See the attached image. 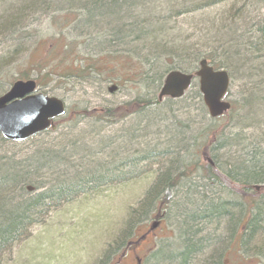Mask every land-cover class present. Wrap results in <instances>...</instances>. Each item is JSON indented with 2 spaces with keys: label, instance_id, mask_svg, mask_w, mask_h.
Here are the masks:
<instances>
[{
  "label": "rangeland",
  "instance_id": "374dc122",
  "mask_svg": "<svg viewBox=\"0 0 264 264\" xmlns=\"http://www.w3.org/2000/svg\"><path fill=\"white\" fill-rule=\"evenodd\" d=\"M245 1L251 2L255 9L261 0H138L133 8L123 13L120 26L128 31L132 24L144 32V36L140 38L136 31L125 44H120L110 34L119 28V23L94 24L93 28L95 18L88 19L86 8L78 0H39L33 4L28 0H0V20L4 18L3 28H0V95L14 81L20 80L15 77L26 71L27 79L39 81V93L61 100L69 112L66 119L54 122V130L23 143L0 142V160L23 163L38 151H56L59 146L67 150L70 146L66 156L73 166H80V170L75 168L76 175L83 176L85 172L91 177L102 176L99 184L91 183L87 189L75 191L69 200L64 197L46 200L33 223L22 227L23 230L1 250L0 264H97L115 250L116 241L127 226H136L131 238L133 242L144 235L151 224L160 221L154 216L136 219L147 192L152 190L153 196L162 193L167 202L166 209L160 214L164 220L152 230L144 241L145 246H129L119 262L157 264L153 257L156 251L161 250L158 256L161 260L169 259L172 251H178L176 242L184 248L178 234V215L182 210H191L185 202L188 197L200 192L204 196L210 195L214 201L227 200L225 202L230 206L234 200H241L240 195H233L235 191L228 187L225 178L206 166L190 178L180 177L171 191H164L163 184L158 182V175L167 171L170 157L173 160L178 155L185 157V161L192 160V151L189 149V155H186L172 139L171 130L178 129L192 139L209 124L207 112L201 124L203 116L201 118L193 107L188 112L180 104L163 100L141 115L131 114L115 122L100 120L90 113L120 106L137 97L156 98V91L152 96L151 80L144 82V78L160 74L162 85L163 69L182 64L178 57L183 54L182 47L191 43L187 36L192 32L196 36L202 35L207 28L218 30L219 15H224L226 9L230 10V16L237 14L231 9L233 4L239 9ZM107 11V14L111 12L110 9ZM212 19L217 22L211 24ZM93 29L97 32L95 36L86 33ZM253 31L236 45L238 51L229 50L231 54L224 68L230 75L226 101L234 109L218 125L220 138L206 149L205 158L223 170L225 164H230L228 157L240 154L243 147L246 152H251L255 145L256 151L264 152V47L255 44L250 52H245V46L241 45L253 36ZM231 38L227 37L228 40ZM255 41H258L257 37L252 39L253 43ZM212 46L222 47L220 42ZM99 56L117 63L118 58L127 59L128 66L124 62L119 67L124 70L122 79L99 70H86L74 78L55 75L51 80L42 79L46 69H42L45 65L40 63L51 60L54 66L60 67L57 61L64 57L62 65L81 61L89 66ZM130 73L142 76L127 78ZM111 88L113 91L108 92ZM186 94L187 103L197 108L199 101L194 92ZM76 144L77 153L71 148ZM182 169L178 166L176 174ZM46 173V169H41L40 174L45 176ZM34 194L36 192L27 195ZM197 221L194 225L199 230L197 237L206 234L212 238L223 237L222 223L216 227L214 223ZM254 238L246 246V252H232L224 264H252L251 260L243 262L250 258L254 260L253 264H264V235ZM108 246L112 247L107 249ZM211 246L212 243L205 245L185 264H208Z\"/></svg>",
  "mask_w": 264,
  "mask_h": 264
},
{
  "label": "trees",
  "instance_id": "16d2710c",
  "mask_svg": "<svg viewBox=\"0 0 264 264\" xmlns=\"http://www.w3.org/2000/svg\"><path fill=\"white\" fill-rule=\"evenodd\" d=\"M28 1H31L33 4V1L39 0ZM78 2L79 4L81 3L82 7L86 8L88 19L92 17L95 18V20H93V26L94 24H99L102 26L103 24H108V22L113 24H117L116 22L119 23L118 29L110 31L111 36L115 38L114 41L117 40L118 43L125 44V42L128 40V37L131 36L133 32L136 33V31L138 33L136 35L140 36V38L142 35L144 36V32L137 30V28L132 24H129L128 28H130L128 31H126L125 28H121L120 26L122 21L121 18L124 17L123 13L126 14L128 8H133V5L137 4L138 0L137 2L136 0H78ZM123 3L124 5H122ZM219 3L220 1L213 6L215 7V5H218ZM252 6L253 4L249 1H245L239 9H236L235 4H233L231 9L234 12L237 11L238 13H234L233 16H230V10L226 9L223 11L224 15H219L220 26L218 30L209 31L210 29L207 28L205 33L202 35L196 36L195 32H192L190 35H188L187 39L191 43L190 45L182 47L184 48L182 51L183 54L182 56H179L180 58L178 57L182 64H176L169 69L164 68V77L170 71L193 73L196 71V64H198L200 60H206L214 70L222 69L226 71V69H224L226 66V61L228 60V56L231 54L229 53V50L233 49L234 52L238 51L239 46L236 45L240 44L239 42H242L243 38L247 37L246 35H248L252 29H254L253 36L251 35L252 37H249L247 42H243V44H241L242 46H245L244 51L250 52V48L252 46L255 47L256 45L258 47H264V0H261L259 3H257V8L253 9ZM112 7L116 8V10H114ZM107 9H110L111 11L108 14ZM98 10L102 12L98 13ZM3 19L4 18L0 20V28H3L2 26L4 23H1ZM215 22H217L216 19H212L210 23L214 24ZM244 28H246V31H244ZM228 36L232 38L228 40ZM255 37H257L258 41L253 43L252 39H255ZM187 42L184 41V43ZM218 42L221 43L222 47H210L211 45L218 44ZM60 48L61 47H59L58 50H60ZM63 59L64 57L62 60L57 61L60 67L54 66V63L50 62L51 60L45 63H40L45 65L42 69H46L42 79L51 80L55 75L61 78L76 77V75H78L80 72L86 71L88 67L93 71H96V69L100 72L106 71L107 75L115 76L116 79H122V72L124 70L120 69L119 67H121L124 62L127 64V59L123 60L118 58V63L117 61L114 62L111 59V61L105 63L101 68H95L93 65L88 66L84 63H81V61H79L78 64H74V62H72V64L70 63L71 65H62ZM126 66H128V64ZM26 73L27 72L24 71L15 78L20 80L27 79L28 75ZM137 75L138 74L130 73V75L126 77L135 78ZM141 76L142 74H139L137 77ZM148 79L151 80V89L153 90L152 96H154V92L157 91L161 85V76L160 74L156 75L154 73L150 78H144V82H146ZM141 80L142 78H139V81ZM126 81L130 82L129 79H126ZM36 83L37 86L40 85L37 79ZM192 91L199 101V106L197 108L196 105H190L187 103V94L176 101H172L170 99H165V101L166 103H176V105L180 104L188 112H190L193 107V109H195L200 114L201 118L203 116L201 120L202 124L206 111L202 104L196 82L191 85L187 92ZM159 104L160 103H158L157 99L154 97L149 99L137 97L134 100L121 104L117 107H107L93 110L90 115H95L100 120L115 122L119 119L128 117L131 114L141 115L142 113L149 111L153 106H158ZM233 109L234 108L231 105L230 111L227 114H231ZM185 113L187 114V112ZM68 115L69 112L66 111L65 115L58 119V121H63L68 117ZM225 115L220 118L209 119V124L199 132L198 136H195L192 139L187 138L180 130L173 128V130L170 132L172 139L176 143L178 142L177 146H180L181 150L187 152V155L189 153V149V151H192L190 152L192 160L185 161V157H179L178 155L175 157L173 156V160L170 157L167 171L158 175V182L160 180V184H163L162 188L165 187L164 191H171L176 187L175 184L178 183L177 181L180 179V177L185 179L190 178L192 175L197 174L198 170L206 166V168L215 170L219 176L225 178V180H227L228 187L235 191L233 195H240L241 200H234L230 206L227 204V202H225L227 200L220 201L221 199H217L214 201L210 195L204 196L200 192H196L192 198L188 197L185 202L188 203L186 205L190 206L191 210H182L181 214L178 215L180 216L179 220H183V222L181 221L183 228L187 229L182 233L185 235L184 241V235L179 234V239L184 242V248L179 246L177 249L178 251H172L169 259H161V261H163H160L161 264H185L194 258V255L198 254L202 248L204 249V246L208 243H212L211 258L208 264H224L225 260L227 262V258L230 257L232 252H238L239 250L246 252V246L249 242L253 241L252 239H256L254 237L257 236L258 238L259 236L264 235V193H261L264 191V152L256 151V149H254L255 145L251 152H246V149L243 147V150L240 154L228 157L227 162L230 164H225V170L216 167L215 163L209 164L207 161L205 162V157L207 155L206 149L209 148V145L213 144L220 138V136L218 137L217 135L218 125L219 123L222 124L223 120L227 118ZM0 142L5 143L6 141L0 138ZM248 146L251 148V144ZM69 148L70 146H68V149ZM71 148L75 149L77 153V144L72 145ZM57 149L58 150L56 151L48 149L44 151V153H40L41 151H38L30 157L28 163H11V166H9L7 169L0 166V177H2L0 179V192L8 191L17 193L18 189L23 188L27 182H33L32 186H36L37 178L35 175L40 172L41 169L47 170L45 165L48 163V161L51 160L58 165L59 161L62 159L60 155H67L68 149L65 150L64 147L60 146ZM72 164L73 163H71L70 160H66L64 162V165H66L68 169L66 172L67 175L57 184L58 186L55 188L51 198H67L75 191L87 189V186L91 183L95 185V183L99 184L102 181V176L91 177V174L85 172L83 176L76 175L74 173L76 170L75 168L78 169L80 166H73ZM59 165H61V163ZM178 166H182L183 169L179 172V174H176ZM195 166H197V168H195ZM255 185H262L263 190L259 193L256 192L253 189ZM234 188L236 190H234ZM147 193L148 195L145 196V200H149L150 202L153 201L151 205L145 208H149L148 217L150 218L154 216L155 219L160 220V222L163 221L164 216H161L160 214L167 207L165 198L161 196L162 193H156V195L153 196V190ZM198 194L202 196H199ZM51 198L48 196V192H42L40 195L38 194L36 198L17 203V206H7L3 209L0 207V252L4 249V246L8 242L12 241L17 236L22 227L29 226L33 223V219L37 215V211L42 208L46 200L50 201ZM177 208L179 210L181 207L179 206ZM197 220H199V222L204 221L207 224L214 223L216 227L222 223L224 234L222 237L223 239L219 237L212 238V236L208 234L197 237V233L193 229V227L195 228L194 225L198 222ZM156 223L157 222L151 224V227H153V225ZM132 227L133 224L127 226V229L123 233L122 237L117 241L118 245L116 246L115 250L109 254V256L107 255L104 258L105 260L103 259L100 261V264H109L112 261H115L113 264H120L119 261L121 260L122 255L126 253L129 246L139 244L140 242H144L147 239V234H144L135 239V242H132L130 238H132L134 232L133 230L136 226L134 228ZM150 234H152V232ZM159 254L160 252H157L155 256H153L156 262L159 260ZM247 260H251L253 264L254 260L251 258L243 259V262H247ZM201 264H203V262Z\"/></svg>",
  "mask_w": 264,
  "mask_h": 264
},
{
  "label": "water",
  "instance_id": "95a60500",
  "mask_svg": "<svg viewBox=\"0 0 264 264\" xmlns=\"http://www.w3.org/2000/svg\"><path fill=\"white\" fill-rule=\"evenodd\" d=\"M194 78L197 79L198 91L209 118L215 119L226 114L230 109V103L225 100L230 84L229 76L225 70H214L206 60H200L198 69L192 74L168 72L161 85L158 100L182 98ZM64 113L63 102L36 93L33 80L16 81L0 96L1 137L9 142L22 143L48 128L53 130L52 121Z\"/></svg>",
  "mask_w": 264,
  "mask_h": 264
},
{
  "label": "bare ground",
  "instance_id": "6f19581e",
  "mask_svg": "<svg viewBox=\"0 0 264 264\" xmlns=\"http://www.w3.org/2000/svg\"><path fill=\"white\" fill-rule=\"evenodd\" d=\"M108 24L109 25H112L113 23H110V22H108ZM93 28H94V26H93ZM86 33H88V34H92V35H96V33L97 32H95V29H93V30H89V31H86ZM96 62V64L94 63V64H92L95 68H101L105 63H107V62H109V61H111V59L110 58H108V59H105L103 56H99V58L97 59V60H95ZM87 70H92V69H89V67H88V69ZM93 71V70H92ZM96 71L98 72V70L96 69ZM80 74V73H79ZM77 76V75H76ZM75 77V76H74ZM73 77V78H74ZM70 78V77H69ZM72 78V77H71ZM160 89H161V86L157 89V91H156V99H157V102L158 103H161V101H159L158 100V94H159V91H160ZM113 91V89L111 88V89H109V91L108 92H112ZM199 92V91H198ZM184 96V95H183ZM181 99V98H180ZM52 123H53V121H52ZM198 136V135H197ZM0 138H1V134H0ZM44 151L45 150H42L40 153H44ZM186 155H187V152H186ZM189 155V154H188ZM32 155H30L28 158H26L23 162L24 163H28L29 162V160H30V157H31ZM60 157H62V159L59 161V164L61 163V165H57V164H55L54 162H52L51 160H49L48 161V163L45 165V167L47 168V171H48V173H46V175L44 176V174H40V172H38L36 175H35V177L37 178L36 179V182H37V185L36 186H32L33 185V182H27L26 183V185L23 187V188H20V189H18V192L17 193H12V192H0L1 194H0V199H1V201H0V207L3 209L4 207H13V206H17V203H19V202H21V201H25V200H29V199H32V198H36V196L39 194H41L42 192L43 193H45V192H48V196H50V198L53 196V192H54V190H55V188L58 186L57 184L60 182V181H62V179L64 178V177H66V172H67V166L66 165H64V162L67 160H70V159H68V157L66 156V155H64V154H62V155H60ZM207 160H209L208 158H205V162L207 161ZM11 161H8L7 163H4V161L3 160H0V166H2L3 168L5 167L6 169L9 167V166H11ZM45 181V182H44ZM31 187L33 188V189H31ZM35 188V189H34ZM165 188V187H164ZM256 192H260V191H262L263 189H262V185H255L254 186V188H253ZM33 192H36V194H34L33 196H30V197H28V195L27 194H31V193H33ZM73 193H75V192H73ZM73 193H71V194H73ZM14 194H17V195H14ZM70 194V195H71ZM14 195V196H13ZM16 197V198H15ZM69 197L70 196H68L67 198H65V199H67V200H69ZM15 198V199H14ZM21 198V199H20ZM67 200L65 201V202H67ZM153 202V201H152ZM152 202H150L149 200H144V202L141 204L142 206H141V212L140 213H137V215H136V219L137 220H139L140 219V217H142L143 219H149V217H148V210H149V208H147V209H145L147 206H149V205H151L152 204ZM44 206V205H43ZM43 206H42V208H43ZM180 217V216H179ZM183 222V220H179V222H178V234H182L184 231H186L187 229H185V228H183V224H182V222ZM151 226V225H150ZM149 226V231H152L153 230V228H151ZM193 229L196 231V233H198L199 232V230L197 229V228H194L193 227ZM123 235V234H122ZM122 235L117 239V241L122 237ZM182 235H184V234H182ZM180 237V236H179ZM184 237H185V235L183 236V241H184ZM131 239V238H130ZM116 241V242H117ZM115 242V243H116ZM140 244H141V247L140 248H142L143 246H145L144 245V243L143 242H140ZM176 244H177V247H179L180 245L176 242ZM112 246H108V248L107 249H109V248H111ZM106 249V250H107ZM105 250V251H106ZM157 252H160L159 250L158 251H156L155 252V254L157 253ZM155 254H154V256H155ZM165 260V259H164ZM159 261V262H158ZM160 261L161 260H157V264H161L160 263ZM161 262H163V261H161ZM97 264H100V261L97 263Z\"/></svg>",
  "mask_w": 264,
  "mask_h": 264
},
{
  "label": "flooded vegetation",
  "instance_id": "af4514ba",
  "mask_svg": "<svg viewBox=\"0 0 264 264\" xmlns=\"http://www.w3.org/2000/svg\"><path fill=\"white\" fill-rule=\"evenodd\" d=\"M136 245H141V244L139 243V244H136Z\"/></svg>",
  "mask_w": 264,
  "mask_h": 264
}]
</instances>
